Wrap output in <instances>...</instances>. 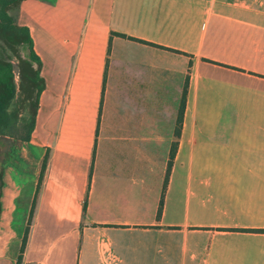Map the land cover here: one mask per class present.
<instances>
[{
  "label": "crops",
  "instance_id": "1",
  "mask_svg": "<svg viewBox=\"0 0 264 264\" xmlns=\"http://www.w3.org/2000/svg\"><path fill=\"white\" fill-rule=\"evenodd\" d=\"M13 15L46 87L30 141L0 136V264L28 226L20 264H264V0Z\"/></svg>",
  "mask_w": 264,
  "mask_h": 264
},
{
  "label": "trees",
  "instance_id": "2",
  "mask_svg": "<svg viewBox=\"0 0 264 264\" xmlns=\"http://www.w3.org/2000/svg\"><path fill=\"white\" fill-rule=\"evenodd\" d=\"M23 1L0 0V136L28 142L35 128L40 96L46 84L41 76L42 63L35 53L30 30L19 25L13 15ZM182 115L183 107L180 121ZM171 165L172 162L169 163V171ZM3 186V173L0 171V216ZM28 232L29 226L17 264L21 263Z\"/></svg>",
  "mask_w": 264,
  "mask_h": 264
},
{
  "label": "rangeland",
  "instance_id": "3",
  "mask_svg": "<svg viewBox=\"0 0 264 264\" xmlns=\"http://www.w3.org/2000/svg\"><path fill=\"white\" fill-rule=\"evenodd\" d=\"M0 169H1V165H0Z\"/></svg>",
  "mask_w": 264,
  "mask_h": 264
}]
</instances>
